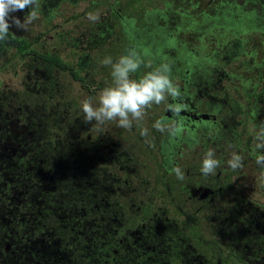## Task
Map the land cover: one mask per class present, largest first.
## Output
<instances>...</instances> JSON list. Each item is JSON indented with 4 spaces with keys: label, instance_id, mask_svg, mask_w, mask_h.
I'll list each match as a JSON object with an SVG mask.
<instances>
[{
    "label": "flooded vegetation",
    "instance_id": "af4514ba",
    "mask_svg": "<svg viewBox=\"0 0 264 264\" xmlns=\"http://www.w3.org/2000/svg\"><path fill=\"white\" fill-rule=\"evenodd\" d=\"M65 1L74 7L71 16L67 15L76 22L73 26L89 28L81 38L91 36L95 28L108 29L95 33L100 38L96 46L101 47L95 48L92 55L86 50L88 46L89 50L96 46L88 38L77 46V56L72 57V62L56 53L65 65L64 69L53 68L67 73L81 88L80 99H68L69 107L76 104L78 110H73L65 125L71 127L67 151L72 163L69 169L72 192L83 186L88 201L94 196L93 189L104 196L102 208L93 203L95 211L75 204L62 209L64 201L85 199L73 194L62 196L63 201L60 195L55 196L60 181H43L45 166L39 165V264H260V261L264 264L263 207L245 198L244 191L237 190L235 183L227 185L231 172H235L230 167H222L221 171L220 164L208 174L201 170L205 144L202 138L199 142V130L207 131L218 124L217 103L207 99L203 104L204 97L198 89L189 91L198 88L192 79L194 75L201 77L198 72L205 65L204 59L198 58L202 48L189 51L186 42L178 44L175 32L165 25L166 10L139 7L136 0H37L36 4L54 11ZM99 6L110 10L98 12ZM140 21L143 25L138 24ZM251 21L262 24L253 13H245L241 19L245 24ZM233 27L231 21L218 29L229 31ZM52 28L48 31L52 32ZM115 32L118 36L114 37ZM107 34L113 39L108 41L109 47H104L106 43L100 41ZM111 43L116 48L109 55L107 48H112ZM131 50L143 58L134 76L139 79L160 65H167L175 95L166 94L159 104L146 106L140 119L130 117L128 128L118 126L115 120L103 124L86 121L81 108L82 95L87 92L94 97L112 84L108 69L98 72L102 79L95 83L91 77L95 75L94 67L103 64L106 57L115 63L119 60L117 55L121 57ZM146 63L150 65L144 70ZM43 74L47 81H39V93H52L48 98L58 103L60 95L65 98L56 81L58 77L53 73L47 76L44 70ZM140 74L143 76L139 77ZM91 82L93 89L89 90ZM55 124L53 140L58 143V121ZM206 141L211 143L210 148L216 149V140ZM239 142L243 146V140ZM78 154L83 155L76 160ZM177 168L183 178L178 177ZM44 186L50 187L45 190ZM231 193L236 195L230 197ZM43 205L57 217L49 227L42 222L48 216L40 212ZM252 229L258 245L249 243Z\"/></svg>",
    "mask_w": 264,
    "mask_h": 264
},
{
    "label": "rangeland",
    "instance_id": "374dc122",
    "mask_svg": "<svg viewBox=\"0 0 264 264\" xmlns=\"http://www.w3.org/2000/svg\"><path fill=\"white\" fill-rule=\"evenodd\" d=\"M141 4L144 7L156 6L159 10H166L168 17L165 25L175 32L178 44L186 42L189 51L191 48H202L198 58L204 59L205 65L198 72L201 77L194 75L192 79L198 88L192 87L189 91L198 89L199 93L203 94V104L210 99L217 103L216 108L218 107L217 126L207 131L199 130L198 133L199 142L201 143L202 138L205 144L202 159L209 150L213 151L215 158L220 161L222 171L230 167L228 161L238 155L239 167L235 169L230 167V170L235 172H231L226 183L228 186L235 183L237 190L241 188L244 191L245 198L253 200V203L261 209L263 207L264 211L262 196L264 191H261L264 189V165L256 163V156L264 153V146L257 148L258 144L264 145V0H141ZM32 7L37 12V18L31 23L26 22L29 8L12 13V16L20 19L21 26L12 24L9 31L26 38L34 49L53 50L67 62H72V57L77 56V46L84 44L88 38L93 39L95 46L99 43L100 38L95 34L97 31L108 32L103 26L101 29L95 28L91 36L88 34L87 37L81 38L89 28L73 26L76 22L73 23L67 15L73 13L74 7L66 1L61 2L54 11L52 9L46 11V8L37 4ZM101 9L110 10L109 7L105 9L104 6H99L98 12L102 11ZM245 13H253L262 24L256 25L253 21L241 23ZM106 16L108 19V13ZM231 21L234 22L231 30L219 32L218 28L229 25ZM143 23L140 21L138 24ZM52 24L56 26L52 28ZM48 28H52L53 31L49 32ZM115 35L116 32L114 37ZM110 36L104 35L100 41L106 43L104 47H109L107 43L113 39ZM111 46L112 48H107L109 52L106 50L109 55L115 47L112 43ZM89 47L86 51L92 55L95 48L101 46H92V50H89ZM38 64L39 59L36 55L17 54L15 49L1 56L0 100L7 99L5 95L9 93H12L10 101L27 95L24 89L30 94L39 92V81L47 79L44 77L43 69L37 68ZM146 64L144 70L150 65ZM94 68L95 75L92 74L91 77L97 83L102 79L98 77V72L101 73L102 69L107 70V67L103 68V64L100 63ZM52 73L58 77L56 81L60 83L59 88L65 92L66 99L71 97L80 99L81 88L71 81L67 73L61 70ZM131 78L138 79L134 73L131 74ZM92 84L94 83L91 82V86H88L89 90L93 89ZM26 85L29 87L24 88ZM86 94L87 92L82 95L83 100L87 98ZM93 98L98 101L99 93L96 92ZM206 139L208 142L211 139L216 140V149L210 148L211 143H207ZM241 139L243 146L239 145ZM238 149L240 151L236 153ZM232 195L236 194L231 193L230 197ZM258 259L260 261L259 257Z\"/></svg>",
    "mask_w": 264,
    "mask_h": 264
},
{
    "label": "trees",
    "instance_id": "16d2710c",
    "mask_svg": "<svg viewBox=\"0 0 264 264\" xmlns=\"http://www.w3.org/2000/svg\"><path fill=\"white\" fill-rule=\"evenodd\" d=\"M136 2L139 7H144L141 0ZM32 46L26 38L8 31L5 37L0 38V57L15 49L17 54L36 55L39 59L37 68L41 67L47 76L55 67L64 69L65 62L55 52L38 51ZM109 68L110 65L107 66ZM109 78L111 81L112 77ZM28 87L26 85L24 88ZM23 91L27 95L10 101L12 93H9L5 95L7 99L0 100V264H39V165L45 166L43 181H60L53 193L55 196L60 195L63 201L62 196L70 197L73 194L85 199L81 202L64 201L62 209H66V205L75 204L95 211L93 203L102 208L101 197L104 196V193L100 194L97 189H93L94 196L88 201L85 187L78 186L72 192L69 183L72 179L69 171L72 163L67 149L70 147L71 127L65 125L72 118L73 110H78V105L69 107L68 99L62 95L58 103H53V98H48L52 93L30 94L26 89ZM57 121L58 143L53 140V126H56ZM52 149L56 151H48ZM82 155L78 154L76 160ZM143 162L140 164L143 165ZM95 186L100 188V185ZM44 187L46 190L50 186ZM40 212L48 213V216L42 218L45 227H49L51 221H57V217L52 215L46 205H43ZM245 228L248 229L247 224ZM253 233L254 229L251 230L249 243L258 245Z\"/></svg>",
    "mask_w": 264,
    "mask_h": 264
},
{
    "label": "clouds",
    "instance_id": "9594fccd",
    "mask_svg": "<svg viewBox=\"0 0 264 264\" xmlns=\"http://www.w3.org/2000/svg\"><path fill=\"white\" fill-rule=\"evenodd\" d=\"M37 0H0V38L8 34L10 26H21L18 17L11 14L29 8L27 23L37 18V12L32 7ZM143 63V58L134 50L122 55L117 62L111 57H106L103 64L111 66L112 84L99 93L98 101L93 97L85 98L81 108L85 120L96 121L103 124L106 121H117L118 126L128 128L132 119H140L143 109L153 103L159 104L166 94L175 95V89L169 76L167 65H160L154 71L146 73L142 78H131ZM130 117L132 119H130ZM264 145H257V148ZM240 157L233 156L228 161L233 169L239 167ZM256 163L264 165V153L256 156ZM220 161L215 158L214 152L209 150L202 161V172L212 173ZM179 178H183L180 170H175Z\"/></svg>",
    "mask_w": 264,
    "mask_h": 264
}]
</instances>
